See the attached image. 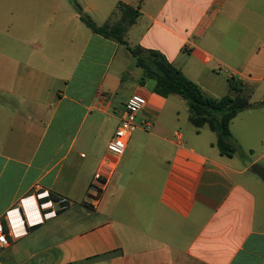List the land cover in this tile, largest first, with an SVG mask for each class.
I'll use <instances>...</instances> for the list:
<instances>
[{"label": "crops", "instance_id": "crops-1", "mask_svg": "<svg viewBox=\"0 0 264 264\" xmlns=\"http://www.w3.org/2000/svg\"><path fill=\"white\" fill-rule=\"evenodd\" d=\"M64 1L0 3V220L38 193L71 203L11 238L0 264H264V181L251 171L264 168V105L231 122L234 141L257 156L242 166L190 122L182 98L181 113L179 96L161 97L136 78L118 99L126 68L113 60L123 53L128 62L127 48L85 28ZM108 3L116 7L80 5L99 26L119 23L121 4L139 10L131 47L162 52L207 97L228 95L233 77L250 104L264 103V0ZM134 94L147 99L139 122L152 127H139L115 156L108 144ZM98 172L106 185L94 208L88 190Z\"/></svg>", "mask_w": 264, "mask_h": 264}, {"label": "trees", "instance_id": "trees-1", "mask_svg": "<svg viewBox=\"0 0 264 264\" xmlns=\"http://www.w3.org/2000/svg\"><path fill=\"white\" fill-rule=\"evenodd\" d=\"M69 2L80 15L81 21L91 31L127 48L135 61L136 67L142 71L139 85L146 86L148 82H153V93L164 98L171 96L182 98L187 104L190 122L198 130L208 126L216 134V146L221 155L232 158L241 152L239 145L233 139L230 129L231 122L240 113L264 105V103L259 105L250 104L242 80L232 77L229 80L230 93L221 99L207 97L199 86L191 81L181 69L171 63L162 52L129 45L126 36L128 30L139 19L141 15L139 10L121 4V21L115 25L99 26L84 12L77 0H69ZM50 197L55 201L59 199L54 195H50Z\"/></svg>", "mask_w": 264, "mask_h": 264}, {"label": "built area", "instance_id": "built-area-1", "mask_svg": "<svg viewBox=\"0 0 264 264\" xmlns=\"http://www.w3.org/2000/svg\"><path fill=\"white\" fill-rule=\"evenodd\" d=\"M147 106V99L140 95L134 94L126 102L125 111L120 121V124L115 132L113 139L108 144V151L115 156H122L129 145V142L139 127H142L145 130H150L152 127V122L149 120L139 122V115ZM106 185L105 176L98 172L94 181L89 187L88 194L89 197L93 200L94 208L98 206L101 201V196ZM32 199L34 204L40 210V213H37L38 220L30 221L26 224L25 229L19 230L12 225V221L16 219L15 216L19 214L22 207H25L26 201ZM47 199V200H46ZM20 207L14 210L7 212L4 220H0V237H3V240L0 241V251L5 248H9L11 245V238H20L25 236L29 230L39 224L44 223L46 220L56 217L60 213L67 211L71 203L65 197L59 198L57 201L51 199L48 192L38 193L28 198L23 199L20 202ZM16 212V213H15ZM13 213V214H12ZM14 216V217H13ZM16 233H22L17 236Z\"/></svg>", "mask_w": 264, "mask_h": 264}, {"label": "rangeland", "instance_id": "rangeland-1", "mask_svg": "<svg viewBox=\"0 0 264 264\" xmlns=\"http://www.w3.org/2000/svg\"><path fill=\"white\" fill-rule=\"evenodd\" d=\"M1 2V4H8L9 2H8V0H0ZM78 1V3L79 4H83V3H85V0H77ZM97 1H99L100 3H102L103 5H105V6H108V7H112L113 6V4H115V3H113L112 4V6L108 3V1H112V2H115V0H97ZM64 4H66V6L68 7V10H70L71 12H74L75 13V8H74V6L72 5V4H70L69 3V1L68 0H65L64 1ZM114 7H116V4L114 5ZM0 9H2V8H0ZM77 12V11H76ZM0 13H6V11H4V10H0ZM94 17V16H93ZM97 16H95V18H96ZM94 19V18H93ZM96 19H98V17L96 18ZM99 21V20H98ZM84 24V23H83ZM85 28H87L86 27V25L84 24L83 25ZM7 27H6V24H5V22L4 21H2V20H0V29H6ZM215 29L217 30V27H215ZM225 31H227V29L225 30ZM213 31H211V33H212ZM230 38V37H229ZM228 38V35L225 37V39H224V41L225 40H227V41H225V45H227V43L229 44V40H231V39H229ZM65 47V46H64ZM59 52H57V53H55V54H58ZM130 54V53H129ZM127 60L128 59H126V58H124V56H123V53L122 54H119L114 60H113V68L114 69H116V67L117 66H120V65H122V66H125V68H126V71L123 73V82H122V85H121V88H120V91H119V93H118V99L120 98V97H126V96H128V95H130L131 93H132V89H133V84H135V79L137 78L138 79V84H139V80H140V78L142 77V71L139 69V68H137L136 67V64H135V61H134V59L132 58V56L131 55H129V61L127 62ZM70 61V60H69ZM73 61V60H72ZM132 73V74H131ZM192 77V76H191ZM141 86V85H140ZM144 87H146L148 90H150L151 92H153L152 91V88L154 87V84H153V82H148L147 84H146V86H144ZM200 88V87H199ZM202 91V90H201ZM204 94V93H203ZM205 95V94H204ZM206 96V95H205ZM174 99H172V100H176V102H177V104H178V107H180V111H181V113L182 114H186L185 113V107L183 106V105H181L180 103H179V101L181 100L180 99V97H173ZM75 123V122H74ZM74 123H70L69 124V127L70 128H72V125L74 124ZM57 122L56 121H54L53 122V124L51 125V130H50V133H49V137L47 138V140H50L51 139V137H53L54 135H55V133H56V128H57ZM206 127V132H212L210 129H209V127L208 126H205ZM213 139H217V137H216V134L214 133L213 134ZM240 153H237L236 155H235V157H236V160L240 163V165H242V166H248L250 163H252L253 161H254V159H255V157H257L256 155H253L249 150H243L241 147H240ZM257 153V152H256ZM262 163V162H261ZM247 175L248 176H251V173L250 172H247Z\"/></svg>", "mask_w": 264, "mask_h": 264}, {"label": "clouds", "instance_id": "clouds-1", "mask_svg": "<svg viewBox=\"0 0 264 264\" xmlns=\"http://www.w3.org/2000/svg\"><path fill=\"white\" fill-rule=\"evenodd\" d=\"M34 211L37 212V213H40V210L38 209V207L36 206V204H34ZM29 213L27 210H26V207H22L21 208V211L19 212V214L17 215L16 219H14V221H12V225L15 227V228H19V229H25V226L26 224H28L29 222ZM22 233H16L17 236L21 235ZM3 240V237H0V241Z\"/></svg>", "mask_w": 264, "mask_h": 264}, {"label": "water", "instance_id": "water-1", "mask_svg": "<svg viewBox=\"0 0 264 264\" xmlns=\"http://www.w3.org/2000/svg\"><path fill=\"white\" fill-rule=\"evenodd\" d=\"M251 171L257 174L264 181V168L262 166L255 164L251 167Z\"/></svg>", "mask_w": 264, "mask_h": 264}, {"label": "snow or ice", "instance_id": "snow-or-ice-1", "mask_svg": "<svg viewBox=\"0 0 264 264\" xmlns=\"http://www.w3.org/2000/svg\"><path fill=\"white\" fill-rule=\"evenodd\" d=\"M27 203V202H26Z\"/></svg>", "mask_w": 264, "mask_h": 264}]
</instances>
